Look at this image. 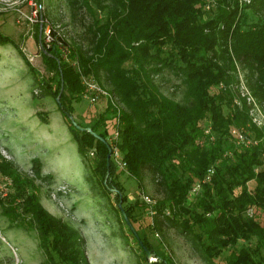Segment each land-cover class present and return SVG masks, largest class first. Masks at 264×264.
Masks as SVG:
<instances>
[{
  "label": "trees",
  "instance_id": "obj_1",
  "mask_svg": "<svg viewBox=\"0 0 264 264\" xmlns=\"http://www.w3.org/2000/svg\"><path fill=\"white\" fill-rule=\"evenodd\" d=\"M241 1L93 0V7L89 0H80L91 15L82 34L84 45L58 37L55 46L68 51L81 72L92 73L121 104L118 122L117 109L107 100L90 124L77 123L104 141L69 119L71 101H79L83 90L75 67L55 47L43 51L45 63L58 77L55 95L61 83L68 92L59 110L77 151L92 155L91 170L103 191L115 188L117 204H123L126 195L118 173L126 172L138 185L149 178L162 194L153 207L155 225L160 228L157 216H162L191 240L206 264H264V131L249 116L245 99L237 103L230 87L238 83L240 65L251 96L264 108V0ZM6 43L12 41L0 32V44ZM165 69L180 78V100L162 93L155 80ZM116 127L125 169L118 171L110 157L105 184L108 137ZM207 127L209 134L204 132ZM231 128L254 134V141L237 144ZM210 166L211 179L189 205L190 188ZM40 169L34 160L36 178ZM0 178L7 179L9 188L0 198L2 214L36 230L44 254L40 264H90L79 229L48 212L34 180L1 154ZM250 181L255 182L252 189ZM123 210L133 224V205ZM136 240L146 261V250L156 257L147 264H175L157 253L146 236ZM229 246L233 248L223 261L217 259Z\"/></svg>",
  "mask_w": 264,
  "mask_h": 264
},
{
  "label": "rangeland",
  "instance_id": "obj_2",
  "mask_svg": "<svg viewBox=\"0 0 264 264\" xmlns=\"http://www.w3.org/2000/svg\"><path fill=\"white\" fill-rule=\"evenodd\" d=\"M89 1L95 7L93 0ZM79 2L0 0V32L12 41L0 44V154L34 180L36 194L48 212L79 229L90 264H147L156 260L152 253L146 261L136 240L138 236H146L157 253L169 256L175 264H206L193 249L191 240L163 221L162 216H157L160 228L155 225L153 207L162 194L149 178L138 185L126 172L117 175L126 195L121 207L133 205L136 217L128 229L115 192L103 191L99 178L91 170L92 155L83 157L77 151L68 123L59 110L68 92L61 83L55 95L58 77L45 63L43 51L55 47L62 60L75 67L80 78L76 60L71 59L68 51L55 46L58 37L84 45L82 34L91 22V15ZM96 13L100 15L97 10ZM237 74L238 83L230 86L235 100L240 103L245 99L249 116L264 131V108L251 96L240 65ZM155 80L166 96L181 99L183 86L172 71L165 69ZM71 103L72 118L82 125L90 124L106 105L103 98L92 103L81 97ZM253 137L254 134L246 136L244 142H253ZM108 141L111 142V136ZM34 160L40 163V178L33 173ZM117 170L122 171L120 167ZM254 185V181L248 182L250 189ZM8 191L7 179L0 178V198ZM144 197L151 202H145ZM194 198H189V205ZM232 248L222 249L217 259L223 261ZM43 259L36 230L11 222L0 207V264H40Z\"/></svg>",
  "mask_w": 264,
  "mask_h": 264
},
{
  "label": "built area",
  "instance_id": "obj_3",
  "mask_svg": "<svg viewBox=\"0 0 264 264\" xmlns=\"http://www.w3.org/2000/svg\"><path fill=\"white\" fill-rule=\"evenodd\" d=\"M247 2H250V0H247ZM206 8L208 9L209 5H206ZM75 63H76L77 70L80 73V81L83 86L81 97L87 99L89 102H92V103L96 102L99 98H103L105 99V101L109 100L117 109V122H118L121 104L117 103L116 98L112 96L111 93L107 89L103 88L98 83L94 75L82 73L77 60L75 61ZM204 132L206 134H209L210 127H207ZM230 133L231 135L235 137V141L237 144L243 143L247 145L246 142H244V138H246V136L244 135L241 129L231 128ZM118 135H119V130H118V127H116L113 130V133L111 135V142H109V145L111 148L110 157L112 158L113 162L117 165V167H120L122 170H124L125 162L123 161L122 153L116 144V141L118 140ZM213 173H214V167L210 166L206 170V173L204 174V176L201 179L197 180L192 185V187L190 188L188 192V197L190 198V197L197 195L200 192L202 185L204 183H207L211 179ZM144 200L147 203L151 202V200L148 197H144ZM248 214L251 215V210H248Z\"/></svg>",
  "mask_w": 264,
  "mask_h": 264
},
{
  "label": "water",
  "instance_id": "obj_4",
  "mask_svg": "<svg viewBox=\"0 0 264 264\" xmlns=\"http://www.w3.org/2000/svg\"><path fill=\"white\" fill-rule=\"evenodd\" d=\"M56 100L58 101V97L56 98ZM69 119H70L71 123H72L75 127H77L78 129L88 131V132H90L91 134H93L95 137H97V138H99L100 140L104 141V139H103L102 137H100L99 135H97L96 133H94V132L91 130V128H89V127H81V126H79V125L74 121V119L72 118V116H69ZM107 149H108V153H107V155H106V166H107V171H106V176H105V179H104V183H105V184H106V180H107V177H108V174H109V170H108V169H109V164H110L109 160H110V155H111V148H110V146H109L108 144H107ZM110 189H111L112 192H115V193H116V189H115V188H110ZM117 205H118V207H119L120 210H121L122 216H124L125 220H126L127 223L129 224V226H131L130 221L128 220V218H127V216H126L124 210H123L122 207H121V202L119 201ZM149 255H152V252H151L150 250H146V256H149Z\"/></svg>",
  "mask_w": 264,
  "mask_h": 264
}]
</instances>
